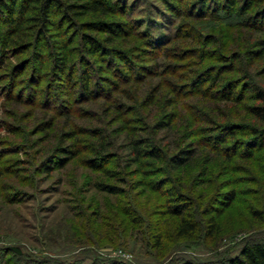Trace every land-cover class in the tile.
<instances>
[{
    "label": "rangeland",
    "instance_id": "rangeland-1",
    "mask_svg": "<svg viewBox=\"0 0 264 264\" xmlns=\"http://www.w3.org/2000/svg\"><path fill=\"white\" fill-rule=\"evenodd\" d=\"M118 1L125 4L126 20L135 32L122 43L129 48L126 56L131 57L137 70H128L116 59L114 75L104 61L89 57L87 71L99 81L98 90L91 85L92 94L79 90L82 64L76 53L70 55L73 70L69 81L51 73L50 60L45 61L43 68L39 62H30L17 76L19 64L27 55H14L11 49L0 51V264L202 263L222 260L245 240L264 238V145L246 149L238 144L239 154L232 157L228 166L223 155L209 166L211 175L202 172L205 166L197 161L183 175L171 172L172 181L162 188V175L137 172L124 159L126 134H137L141 127V134L149 132L155 136L169 153L172 144L167 142L178 135L183 124H192L189 140L199 152L198 160L205 153L212 154L216 140L205 138L203 134L207 132L201 127L209 124L205 117L224 120L222 112L231 105L196 94L209 83L195 84L187 78L192 75L188 71L221 72L211 92L218 91L223 80L228 79L244 89L246 95L252 93L250 84L264 88V61L249 68L246 60H238L234 70H230L233 54L242 51L244 35L252 27L244 24L243 17L222 14V10L211 12L212 0L206 4L205 16L204 10L193 4L195 0H185L187 4L176 11L166 8L161 0ZM263 5L264 2L255 1L251 10ZM208 35H214L213 39ZM202 38L209 41L206 58L191 57L194 50L181 53L178 49L186 43L193 46ZM155 64L160 66L158 75L150 78L147 69ZM14 65L18 70H10ZM30 68L37 71L38 77L31 79ZM245 69L249 78L242 74ZM147 75L145 82L138 79ZM104 77L114 82L110 92ZM149 82H176L182 84V93H170L166 86L154 103H147L140 89ZM175 100L178 116L173 127L155 131L151 121L162 111L174 110ZM215 103L219 105L213 106ZM195 105L203 114L194 112ZM102 130L111 147L101 164L116 170V174L83 164L82 159L92 152L90 142L97 143L100 139L96 134ZM71 132V138L79 139L81 152L63 168L54 166L46 174L43 158ZM240 136L243 138L246 133L240 131ZM231 139L225 142L230 143ZM144 169L149 168L141 170ZM97 181L115 185L117 192L98 191ZM169 185L183 187L194 199L198 213L205 197L221 189L235 190V201L219 221L220 237L208 243L201 234L192 240L163 241L167 245L158 248L159 230L171 228L175 221L165 213V204L171 201L165 191Z\"/></svg>",
    "mask_w": 264,
    "mask_h": 264
},
{
    "label": "trees",
    "instance_id": "trees-1",
    "mask_svg": "<svg viewBox=\"0 0 264 264\" xmlns=\"http://www.w3.org/2000/svg\"><path fill=\"white\" fill-rule=\"evenodd\" d=\"M161 1L166 5V8L174 11L187 4L185 0ZM208 1L195 0L193 3H196L195 6H199L198 9L204 10L203 16L207 13L205 8ZM212 1L211 12L217 13L222 10V14L243 17L246 22L244 24L252 27L250 29L252 31L244 35L246 43L242 51H236L233 54L230 70H234V65L238 60H246L245 62L249 68H254L258 63L264 61V5L251 10L255 1L264 2V0ZM129 26L130 23L126 20L125 4L118 0H0V51L11 49L14 55H27L19 64L21 69L17 76L24 73L30 62H39L41 68H43L45 61L50 60L51 73L54 76L58 74L59 77L57 78L70 81L73 70L70 55L76 53L79 62L82 64V69L79 70L81 77L79 90L85 93H93L91 90L92 84L93 88L99 89V81L96 82L98 79L96 80L86 68L89 64V57L104 61L109 72L114 75L117 73L116 59H120L128 70H137V67L131 61V57L126 56L129 48H126L125 44L122 43V40L126 41L135 34ZM213 37L214 35L207 36L210 40ZM208 42H204L202 38L200 42L195 43L196 46L186 43L187 46L182 48L180 46L178 49L181 53L194 50V53L190 55L191 57L198 55L200 58H206L204 53ZM17 67L16 65L11 66L10 70H18ZM158 67H160L158 64L148 67L147 74L150 75V78L158 75ZM31 70L32 68L29 71ZM243 71L244 78H249L250 73L246 72L248 70ZM188 72H191L192 75L187 78L193 80L195 84H198V82L209 83L205 87H200L196 94H199L202 98H213L217 102H223V105H229L230 103L231 106L229 110L222 112L224 120L205 117L209 124L201 127L203 131L207 132L203 135L205 138H212L216 141H214V147L212 146V154L205 153L199 160L197 156L199 152L191 142L192 140H189L193 134L191 132L192 128H190L192 124H183L178 131V135L167 142L168 145L172 144V150L169 153L155 140V136H150L149 132L141 134V127L139 128L140 132H137V134L128 136L126 134L124 143L126 150L125 164L127 166L134 165L138 170L137 172H148L146 174L150 172V175L154 176L162 175L163 178L159 181V188L172 181L171 172H175L176 176H178L177 174L183 175L191 166L194 167L197 161H202L205 166L202 172L211 175L208 169L209 166L211 164L215 165L216 158L222 155L223 160L229 161L226 162V165L230 164L232 157L239 154L236 148L238 144L246 149H249V146L264 145L263 87L250 84L249 88L252 93L246 95L244 89L239 88L238 84H234L230 81L231 79H228L223 80L224 82L220 84L221 87L218 91L211 92L210 90L216 87L215 82L221 76V72H217V70L209 71L208 69H191ZM37 74V71L32 70L31 79L38 77ZM124 75L126 74L124 73ZM149 75L138 79L145 82ZM105 79H108V86H106L107 91L110 92L114 82L111 78L104 77ZM150 82L140 89L143 97L147 99V103H154L166 86L169 87L168 91L170 93H182L180 91L182 84L157 82L151 85ZM38 84H40V81ZM249 100L251 102H247ZM175 101H172L175 103L174 110L162 111L151 121V127L155 131L161 129L169 131L173 127L174 120L178 116V102ZM218 105L213 104L215 107ZM197 111L203 114L199 105H195L194 112ZM241 111L244 113H241ZM197 119L202 118L197 117ZM246 119L250 122L244 121ZM122 121L125 122V118ZM49 123L51 124V120ZM145 123L149 124L148 122ZM50 124L44 129L50 127L52 125ZM240 131L246 133V136L241 138ZM104 133V130H102L96 134L100 140L94 144L90 142L89 149L92 152L82 160L85 166L112 175L116 174L117 171L101 164L111 147ZM73 134L71 132L63 137L60 143L53 146L43 158L42 161L46 164L44 170L46 174H50L54 166L63 168L69 161L78 157L81 148L79 139L76 137L71 138ZM229 137H232L231 142L226 143L225 141ZM65 138L71 140L66 142ZM33 143L35 144V141ZM160 164H163V167ZM144 167L149 169L141 170ZM95 188L108 194L117 192L115 185L102 181L95 182ZM221 190L216 192L215 195L213 193L211 196L205 197L206 199L200 205V212L198 213L194 199L183 190V187L178 189L174 185H169L165 191L170 196L171 201L169 204H165V213L167 216L174 217L175 221L171 228L165 230L160 228L161 230L156 236L158 248L167 245L163 241L172 243L176 240H192L201 234L208 243H212L220 237V218L235 201L236 196L234 189ZM201 197L204 198L203 195ZM261 219H263V214ZM12 250L15 251V249ZM180 264H264V238L256 241L245 240L237 251L225 255L222 260L202 263L183 261Z\"/></svg>",
    "mask_w": 264,
    "mask_h": 264
}]
</instances>
